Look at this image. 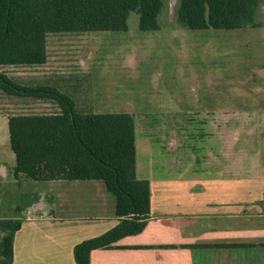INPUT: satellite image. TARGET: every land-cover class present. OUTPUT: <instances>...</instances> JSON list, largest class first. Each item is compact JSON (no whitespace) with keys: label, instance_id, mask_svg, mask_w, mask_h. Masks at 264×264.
Wrapping results in <instances>:
<instances>
[{"label":"rangeland","instance_id":"374dc122","mask_svg":"<svg viewBox=\"0 0 264 264\" xmlns=\"http://www.w3.org/2000/svg\"><path fill=\"white\" fill-rule=\"evenodd\" d=\"M163 2L158 31H139L138 15L130 13L126 33L50 34L44 65L1 70L19 83L56 90L81 112L130 114L136 144L161 140L182 158L177 167L219 165L241 178L263 177L264 4L256 26L191 31L177 18L180 0ZM26 99L0 91V140L7 135L5 118L34 114L31 106L52 113L38 102L58 106ZM4 150L11 154L6 142L0 159ZM5 211L4 217L12 214Z\"/></svg>","mask_w":264,"mask_h":264},{"label":"trees","instance_id":"16d2710c","mask_svg":"<svg viewBox=\"0 0 264 264\" xmlns=\"http://www.w3.org/2000/svg\"><path fill=\"white\" fill-rule=\"evenodd\" d=\"M263 4L264 0H180L177 18L191 31L240 30L256 26ZM163 5V0H0V91L12 97L54 100L60 108L57 114L8 118L14 177L101 181L115 200L119 223L75 246L76 264H89L94 250L118 249L119 240L140 234L149 219V184L135 173L133 117L81 112L56 90L19 83L1 69L44 65L50 34L126 33L130 13L138 15L139 31H158ZM35 200L34 194H22L16 213ZM20 227V220H0V264H12L13 240Z\"/></svg>","mask_w":264,"mask_h":264},{"label":"crops","instance_id":"0c3cea01","mask_svg":"<svg viewBox=\"0 0 264 264\" xmlns=\"http://www.w3.org/2000/svg\"><path fill=\"white\" fill-rule=\"evenodd\" d=\"M29 99L32 104L34 98ZM36 104L51 107L52 113L39 114L50 108L31 106L34 114L25 115L60 112L51 102ZM7 137L8 130L0 146L9 144ZM138 144L135 140L136 178L146 180L150 191L147 224L140 234L119 240L118 249L92 251L89 264H264V176L241 178L219 165L177 167L182 158L166 150L161 140ZM2 155L0 220L21 221L13 240L12 264H76L75 246L119 223L114 197L101 181L40 182L21 174L16 179L14 154L4 150ZM22 194H34L36 200L16 213ZM5 201L9 204L4 206ZM3 210L12 214L4 217Z\"/></svg>","mask_w":264,"mask_h":264}]
</instances>
